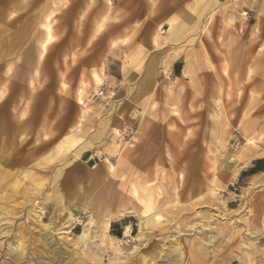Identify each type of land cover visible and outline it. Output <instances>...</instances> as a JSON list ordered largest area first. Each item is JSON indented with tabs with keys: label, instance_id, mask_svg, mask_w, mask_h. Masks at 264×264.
Wrapping results in <instances>:
<instances>
[{
	"label": "rangeland",
	"instance_id": "rangeland-1",
	"mask_svg": "<svg viewBox=\"0 0 264 264\" xmlns=\"http://www.w3.org/2000/svg\"><path fill=\"white\" fill-rule=\"evenodd\" d=\"M48 1L0 0V264H264L255 11L223 67L232 0Z\"/></svg>",
	"mask_w": 264,
	"mask_h": 264
},
{
	"label": "crops",
	"instance_id": "crops-1",
	"mask_svg": "<svg viewBox=\"0 0 264 264\" xmlns=\"http://www.w3.org/2000/svg\"><path fill=\"white\" fill-rule=\"evenodd\" d=\"M232 2H234L235 8L231 10L229 15L232 18V21L233 23H235V25L231 27V30L233 28V30H235V32L237 33V36L233 35L232 37L234 40L232 42H230L229 40L226 43V45L224 46V48H227L226 52L217 49L220 52L219 56L216 58V60H218L219 63L215 62L214 65L221 64L223 67L225 66L229 67L230 65H240L241 61H244L242 54L238 50V46L235 44H238L241 42L239 37L241 36V33H245V28L247 27H249V30L246 34L248 37L252 38V23L250 22V24H248L245 18L246 16H249L252 19V9L255 11L254 16L257 21L255 22L256 24H255L254 30L256 29L257 24L264 25V0H232ZM252 5H253V8H252ZM262 32L264 35V26L262 28ZM208 33H209V29H208ZM210 60L212 62L211 58ZM228 78L229 77L224 78L222 76V79L224 82H226ZM246 108L252 109V101L250 103H248L247 101L244 104V106H241V111L240 112L238 111V113L242 115L246 114L247 113ZM249 112L252 113V111H249Z\"/></svg>",
	"mask_w": 264,
	"mask_h": 264
},
{
	"label": "bare ground",
	"instance_id": "bare-ground-1",
	"mask_svg": "<svg viewBox=\"0 0 264 264\" xmlns=\"http://www.w3.org/2000/svg\"><path fill=\"white\" fill-rule=\"evenodd\" d=\"M43 1V0H42ZM50 1V0H49ZM48 1V2H49ZM211 2V1H210ZM45 5V4H44ZM154 6V5H153ZM155 12V11H154ZM107 19L106 18H104V19H102L101 21H100V23H97V26H96V30H95V32H94V34H93V36H92V38H94V35H96L97 36V34L99 33V32H101L102 30H103V27H104V24H105V21H106ZM39 22H41V21H39ZM82 24V23H81ZM46 26V29H47V31H46V36H45V39H44V41L41 43V47H42V51H43V53H45L46 51H47V48H48V46L53 42V41H55L56 40V35L54 34V32H53V30H52V28H51V26H47V25H45ZM4 30H6V29H4ZM156 39V38H155ZM154 39V43H156V40ZM90 41V40H89ZM2 51V50H1ZM10 53V52H9ZM2 55V53L0 52V56ZM11 55V54H10ZM2 65V64H1ZM0 65V66H1ZM1 76V75H0ZM5 84V83H4ZM4 93H5V91L4 90H1L0 91V100L3 98V96H4ZM79 101L81 102V105H82V107H81V112H80V116H79V120L76 122V128L75 129H72L71 131H70V133L71 134H74V138L73 139H76V135H75V131L76 130H78V129H80V128H82L83 127V125H84V123H85V116H88L90 113H91V110H92V107H90V106H88V104L84 101V102H82V97H81V95H80V97H79ZM27 104V103H26ZM14 111H16V110H14ZM16 114V113H15ZM22 117H24V116H22ZM23 119V118H22ZM71 134H69V135H67L66 137L67 138H69V137H71L72 135ZM76 141H77V139H76ZM76 156H78V153H77V155ZM10 158V157H9ZM107 161V160H106ZM109 162V161H108ZM8 160H7V158L6 157H0V172L2 173V175L4 176V177H6V176H8V174L9 175H13V177L11 178V180H10V187H11V191L13 192V193H16V192H18L17 191V189H19V187H20V183H19V181H18V179L14 176V174H13V172H12V169H10L11 167H9L8 166ZM12 163V162H11ZM110 164V163H109ZM67 165V164H66ZM93 168V167H92ZM112 169H114V167L113 166H109V171H112ZM8 170H11L10 172L8 171ZM90 171V170H89ZM1 173H0V176H1ZM17 174V173H16ZM0 178H2V177H0ZM182 179V178H181ZM9 181V180H8ZM7 182V181H6ZM38 182V181H37ZM3 183V182H2ZM7 186V185H6ZM21 189V188H20ZM56 189V188H55ZM250 189V188H249ZM252 189V188H251ZM53 190V189H52ZM2 210V209H1ZM5 212H7L8 213V211H5ZM75 212V211H74ZM1 215H3L2 213H0ZM6 214V213H5ZM3 215V216H6V215ZM9 214V213H8ZM156 214V213H155ZM10 215V214H9ZM62 215V214H61ZM12 218H14L13 216H11ZM29 217V216H28ZM2 218V217H1ZM6 218V217H5ZM7 218H9V216L7 217ZM11 218V219H12ZM61 218V217H60ZM69 218L70 219H72L73 220V215L70 213V216H69ZM59 219V218H58ZM27 220V219H26ZM7 221V220H6ZM34 221H36V220H34ZM74 221V220H73ZM11 222V220H9V222L8 223H10ZM79 222V221H78ZM12 223H13V221H12ZM15 223V222H14ZM27 223V222H26ZM25 223V224H26ZM0 224H2V221H1V223ZM10 225V224H9ZM13 225V224H12ZM29 225V224H28ZM27 225V226H28ZM32 225V224H31ZM31 225H29L30 226V228L28 227V229L30 230L31 229ZM1 226V225H0ZM16 226V225H15ZM32 226H34V225H32ZM4 227V226H3ZM44 227V226H43ZM7 228V227H6ZM11 228V227H10ZM9 228V229H10ZM20 228V227H19ZM18 228V232H20V233H22V231H19L20 229ZM36 227H34V229H35ZM45 228V227H44ZM2 228H0V230H1ZM8 230V229H7ZM21 230H22V227H21ZM13 231V230H12ZM1 232H2V230H1ZM6 232V231H5ZM41 232V231H40ZM45 232H46V230H45ZM44 232V233H45ZM3 233V232H2ZM1 233V234H2ZM10 233L11 232H9V235H10ZM24 233H26V231L24 232ZM39 233V232H38ZM48 233V232H47ZM46 233V234H47ZM13 234V233H12ZM43 234V233H42ZM17 234H15V236H16ZM19 235V234H18ZM17 235V236H18ZM23 235V234H22ZM25 235V234H24ZM23 235V236H24ZM32 235V234H31ZM51 235V234H50ZM15 236H13V237H15ZM17 236H16V238H17ZM21 236V235H20ZM48 236V235H47ZM52 237H53V235H51ZM40 237V236H39ZM38 237V238H39ZM1 238H2V235H1ZM11 238V237H10ZM15 238V239H16ZM35 238H37V237H35ZM51 238V237H50ZM13 239V238H12ZM11 239V240H12ZM20 239V238H19ZM79 239V238H78ZM14 240V239H13ZM18 240V239H17ZM21 240H23V238L21 237ZM20 240V241H21ZM53 240V239H52ZM24 241V240H23ZM30 241H32V244H33V246H32V248H33V250L34 249H37V247H39L38 245H37V243L38 244H40L39 242H37V243H35V242H33L34 240H30ZM47 241V240H46ZM55 240H53V242H54ZM42 242V241H41ZM10 243V242H9ZM19 243V242H18ZM21 243H23L22 241H21ZM43 243V242H42ZM47 243H48V241H47ZM52 243V242H51ZM77 243V242H76ZM175 243H176V241H175ZM27 244V243H26ZM31 244V243H30ZM29 244V245H30ZM62 244V243H61ZM9 246H11L10 244H8ZM14 245H16V244H14ZM36 245V246H35ZM69 245V244H68ZM20 246H23V244H20L19 243V246H18V248L20 247ZM31 246V245H30ZM46 246V245H45ZM76 246V245H75ZM172 246V245H171ZM16 247V246H15ZM27 247V246H26ZM29 247V246H28ZM65 247H66V245H65ZM70 247V246H69ZM74 247V246H73ZM174 247V246H173ZM11 248H13V247H11ZM17 248V249H18ZM22 248V247H21ZM31 248V249H32ZM44 248V247H43ZM42 248V249H43ZM54 248H56V247H54ZM71 248H72V245H71ZM75 248V247H74ZM180 248V247H179ZM10 249V248H9ZM39 249V248H38ZM57 249H58V247H57ZM70 249V248H69ZM68 249V250H69ZM77 249H78V246H77ZM12 250H15V249H11V251ZM25 250H28V248L27 249H25ZM40 250V249H39ZM48 250V249H47ZM61 250V249H60ZM71 250H76V249H71ZM173 250V249H172ZM174 250H178V247L176 248L175 247V249ZM173 250V251H174ZM8 251V250H7ZM30 251H32V250H30ZM52 251V250H51ZM57 251V250H56ZM59 251V250H58ZM62 251V250H61ZM63 251H65V250H63ZM77 251V250H76ZM172 251V252H173ZM13 252V251H12ZM12 252H11V254H12ZM29 252V251H28ZM36 252V251H35ZM47 252V251H46ZM73 252V251H72ZM78 252V251H77ZM81 252V251H80ZM79 252V253H80ZM176 252V251H175ZM49 253H51V252H49ZM53 253V252H52ZM59 253H61V252H59ZM70 253V252H69ZM7 254H8V252H7ZM28 254V253H27ZM30 254V253H29ZM36 255L35 256H37V253H35ZM39 254H41V255H43L44 254V249H43V251H40V253ZM46 254H48V252L46 253ZM56 254V253H55ZM74 254H78V253H74ZM73 254V255H74ZM52 255V254H51ZM58 255V257H59V254H56V256ZM64 255V254H63ZM62 255V256H63ZM16 256V255H15ZM40 256V255H39ZM54 256V255H53ZM41 257V256H40ZM57 257V258H58ZM64 257V256H63ZM67 257H69V256H67ZM170 257V256H169ZM179 257V256H178ZM51 258V257H50ZM56 258V259H57ZM60 258V257H59ZM73 258H74V256H73ZM53 259V258H52ZM56 259L54 260V261H56ZM70 259V258H69ZM177 258H174L173 260H172V264H175V260H176ZM60 260V259H59ZM58 260V261H59ZM171 260V259H170ZM28 261V260H27ZM43 261V260H42ZM47 261H48V258H47ZM50 261H52V260H50ZM73 261V260H72ZM75 261V260H74ZM73 261V262H74ZM78 261V260H77ZM177 261H178V259H177ZM28 262H30V261H28ZM38 262V261H37ZM49 262V261H48ZM70 262H71V260H70ZM80 262V261H79ZM7 263H9V262H7ZM6 263V264H7ZM62 263V262H61ZM72 263V262H71ZM68 264H69V262H68ZM74 264V263H73ZM76 264V263H75ZM80 264V263H79Z\"/></svg>",
	"mask_w": 264,
	"mask_h": 264
}]
</instances>
